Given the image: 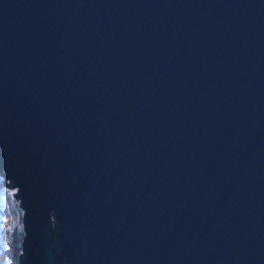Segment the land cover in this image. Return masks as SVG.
<instances>
[{
    "label": "water",
    "instance_id": "obj_1",
    "mask_svg": "<svg viewBox=\"0 0 264 264\" xmlns=\"http://www.w3.org/2000/svg\"><path fill=\"white\" fill-rule=\"evenodd\" d=\"M0 177L17 264H264V0H0Z\"/></svg>",
    "mask_w": 264,
    "mask_h": 264
},
{
    "label": "built area",
    "instance_id": "obj_2",
    "mask_svg": "<svg viewBox=\"0 0 264 264\" xmlns=\"http://www.w3.org/2000/svg\"><path fill=\"white\" fill-rule=\"evenodd\" d=\"M9 188L12 187L5 184L0 185V246L7 254L8 264H12L11 239L19 224V209L21 208L20 205L15 204L19 203L14 197L15 192L7 193Z\"/></svg>",
    "mask_w": 264,
    "mask_h": 264
},
{
    "label": "trees",
    "instance_id": "obj_3",
    "mask_svg": "<svg viewBox=\"0 0 264 264\" xmlns=\"http://www.w3.org/2000/svg\"><path fill=\"white\" fill-rule=\"evenodd\" d=\"M1 184H2V179L0 177V185ZM21 238H22V230H21V226L19 225L16 227L11 239V255L15 264L17 263V256L20 252ZM0 264H8L7 254L3 251L1 246H0Z\"/></svg>",
    "mask_w": 264,
    "mask_h": 264
},
{
    "label": "rangeland",
    "instance_id": "obj_4",
    "mask_svg": "<svg viewBox=\"0 0 264 264\" xmlns=\"http://www.w3.org/2000/svg\"><path fill=\"white\" fill-rule=\"evenodd\" d=\"M15 190H16V188H14V187H12V188H9L8 190H7V193L9 194V193H11V192H15ZM15 203V202H14ZM17 206H18V203H15ZM21 208V207H20ZM19 211H20V218L22 217V209L20 210L19 209ZM19 218V221H18V226L20 225L21 226V219ZM12 260V264H15V262H14V260H13V258L11 259ZM17 264V263H16Z\"/></svg>",
    "mask_w": 264,
    "mask_h": 264
}]
</instances>
